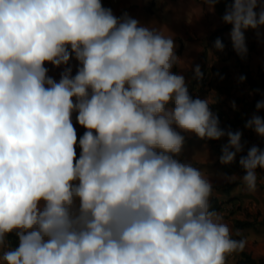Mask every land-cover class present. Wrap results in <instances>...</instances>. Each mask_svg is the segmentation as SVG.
Here are the masks:
<instances>
[{"label": "clouds", "instance_id": "1", "mask_svg": "<svg viewBox=\"0 0 264 264\" xmlns=\"http://www.w3.org/2000/svg\"><path fill=\"white\" fill-rule=\"evenodd\" d=\"M221 2L243 60L264 0H203ZM174 40L102 0H0V264H229L245 251L249 237L211 208V174L181 159L186 138H226L231 165L243 133L190 95ZM255 109L244 127L264 140V100ZM239 166L255 193L264 149Z\"/></svg>", "mask_w": 264, "mask_h": 264}, {"label": "crops", "instance_id": "2", "mask_svg": "<svg viewBox=\"0 0 264 264\" xmlns=\"http://www.w3.org/2000/svg\"><path fill=\"white\" fill-rule=\"evenodd\" d=\"M130 1L136 2L138 5L135 13L137 17L145 18V0H128L127 2ZM116 2L118 1L112 0V4L115 7L117 5ZM151 7L153 13L152 21L154 20L158 22V27L156 29L161 31L166 36H173V38H175L174 42L178 46L176 52L177 55L181 57V60L177 68H174L173 71L176 69L177 72L182 73L188 84V80L191 76H193V71L191 69L196 65H199L202 69L204 68L206 71L209 70L208 74L210 75L211 80L215 77V81L219 80L224 84H230L229 86L234 88V93L236 92L240 94L244 92L247 96L246 99L241 100V107L239 108H245V105L246 109L249 108L248 102L253 100V96L251 94L252 91L248 85L249 81L247 79L243 82H240L239 80L241 76H244L241 68L237 64L239 59L235 56L229 58L226 62L212 63L210 61L211 57L206 55V51L203 47L204 41H206L210 36L212 37V35H214V37L216 34H218L219 37H230L231 27L223 32H219L228 26L221 22L223 14L219 9V3L216 5L214 12L211 11L208 5L203 3V0H151ZM260 31L261 33H264V28ZM245 33L250 36V39L253 42V49L251 52H248L246 62L241 65H244L246 67L245 71L249 72L252 76L260 70L264 72V35H261L258 38L256 32L251 29L247 30ZM227 41L231 40L227 39ZM205 57H207V59L209 58V60L207 61ZM72 64L73 74H75L76 62L73 60ZM46 67L49 68L48 74L59 80L62 69H54L51 65H46ZM214 68L217 70L215 75L212 72L215 70ZM241 90L242 92H240ZM227 92L225 91L224 93L228 94ZM220 96L223 98V95ZM226 96L228 97V95ZM204 98H206V96ZM208 98L211 104L218 101V99L216 101V99H213L212 97ZM228 102L232 107V103L230 101ZM210 109L219 116L222 115L216 105H210ZM235 112H237L236 109ZM247 114V117L250 118L251 113L248 112ZM221 122L222 128L227 124L233 125L234 117L230 116V118H225L224 121L222 120ZM75 126L78 136H81V133L84 132L85 129L80 127L78 124ZM234 130L236 131L239 129L234 128ZM244 130H246V132L250 131L246 128ZM242 131L243 130H241V132ZM242 133H244V131ZM254 135L256 134L254 133ZM224 139L217 141L216 144L213 145L209 141L200 140L195 136L186 138L183 155L181 157V159L190 161L195 167L200 168L206 174H211L213 186H231V188L227 191L213 190L212 197L217 198L221 203L239 197L240 193L246 194L247 196L255 195L256 193H249L243 189L240 182V176L244 175V171L239 166L240 157L236 158L235 162L231 165L220 164L219 156L221 155V146L226 143V140ZM217 149H219V152ZM77 151L79 152V149H77ZM261 172L264 175V171ZM218 173L235 175L236 179L233 183H225L217 179ZM249 204L250 202L246 205V207L249 208L246 216H241L237 213V215L234 213L233 215L232 213L231 215H226L225 211H221L219 213L223 215L225 222L230 226L233 233L238 230L236 228L237 221H249L255 223L253 227L239 231L249 237V244L245 249V252L251 255L254 260L259 261L264 258V215L262 216L261 221H257L258 217L251 219L250 214L254 213V207ZM240 205H242V203H240ZM11 239L14 244V238ZM240 260V254H235L229 257V264H237Z\"/></svg>", "mask_w": 264, "mask_h": 264}, {"label": "rangeland", "instance_id": "3", "mask_svg": "<svg viewBox=\"0 0 264 264\" xmlns=\"http://www.w3.org/2000/svg\"><path fill=\"white\" fill-rule=\"evenodd\" d=\"M118 2L116 7L112 4V0H102V4L104 7L106 8H111L112 11L114 12V14L116 16H121L124 13H127L130 17L139 20L141 23L146 24L148 27L150 28H157L158 27V22L157 21H152L153 19V13H152V7H151V0H145L146 2V6H145V18L144 17H137L136 13V8H138V5L136 2H127L128 0H117ZM125 2H127L126 4H124ZM124 4V5H122ZM220 7L219 9L222 11V14L224 13L225 10V3L221 2L219 3ZM245 37H246V44L248 47V52H251L253 49V42L250 39V36L245 33ZM217 39H220L221 42L224 44V51H217L214 47L215 41ZM227 39L231 40L230 37L224 38V37H219L218 34H216V36L214 37V35H212V37L210 36L206 41H204L203 47L206 51V55L208 57H211V62L212 63H220V62H226L229 58L235 57L238 60V66L240 67L241 64L246 62V58L245 59H241L240 57H238L236 55V53L233 51L232 48V44L231 41H227ZM182 44V42H181ZM205 59H207V57H205ZM209 60V58L207 59V61ZM201 68V67H200ZM215 69V68H214ZM203 75V79L202 80H197L194 78V72H193V76H191V78L188 80V90L190 95L193 96V98L199 96L200 98H204L206 97H212L213 99H218L217 102H213L212 105H216L218 107V109L221 111L222 115H218L215 112H213L215 115L218 116L219 120H220V124L222 125V120L224 121L225 118H230V116L234 117V124L232 125L233 128H237L239 129V131L243 130V136H242V143L245 144V148H244V152L240 153L237 155L236 158L240 157L241 155H246L247 154V150L253 146H259L261 149H264V140H262L260 137L254 135L253 131H248L246 132L245 127V122L247 119H249L247 117V113H251L250 115L252 116L253 113L256 112L255 109V105L258 101L264 100V90L263 89H258V94L255 95L253 94V92H251L252 96H253V100L248 102L249 108L246 109V105L245 108H239L241 107V100L242 99H246L245 93H234L233 92V87L229 86L230 84H224L221 81H215V77L213 78V80L210 79V75L209 70H205L204 68H201ZM212 71V70H211ZM174 72H177V70L175 69ZM213 74L215 75L217 70H213L212 71ZM217 77V76H216ZM252 77L254 79L257 80V83L260 84V79H259V74H253ZM218 79V77H217ZM248 83V82H247ZM248 85L250 86V84L248 83ZM250 89L252 91V87L250 86ZM227 92L228 94H225L224 92ZM242 92V90L240 91ZM220 95H223V98H221ZM228 95V97L226 96ZM227 97V98H226ZM209 99V98H208ZM230 101L231 103L235 102L236 105V111L233 109V107L230 106V103L228 102ZM258 115H260L262 118H264V110H261L259 113H257ZM225 117V118H224ZM222 119V120H221ZM242 131V132H243ZM226 140V139H224ZM227 142V140H226ZM258 184H257V191L255 193V195H246V194H242L240 193L239 197L233 198L232 200H228L226 202L223 203V207L221 211H225L226 215H233V213L235 215L239 214L241 216H246L247 212L249 211V208L246 207L247 203L250 202V206H253L254 208V213L250 214L251 215V219L252 218H257V221H261L264 211V175L262 174L261 170H258ZM240 203H242V205H240ZM220 211V212H221ZM237 213V214H236ZM263 261L261 264H264V258L262 260ZM232 262V261H231Z\"/></svg>", "mask_w": 264, "mask_h": 264}, {"label": "trees", "instance_id": "4", "mask_svg": "<svg viewBox=\"0 0 264 264\" xmlns=\"http://www.w3.org/2000/svg\"><path fill=\"white\" fill-rule=\"evenodd\" d=\"M231 27V25H228L227 27H225L224 29L220 30L219 32H223L227 29H229ZM242 73L244 74V77L249 81L250 86L252 87V92L253 94L257 95L258 93V89H263L264 90V72L263 71H259V79H260V84L257 83V80L254 79L249 72H246V67L244 65L240 66ZM223 128L228 129L231 128L233 131L234 128L232 125L227 124L225 125ZM84 132L81 133V136L83 135ZM226 139V138H225ZM211 144L215 145L217 141H209ZM219 152V149H217ZM231 188V186L229 187H219V186H213V190H223V191H227ZM211 208L213 210H216L218 212H220L223 208V203H221L217 198L211 197ZM255 225L254 222H249V221H237L236 222V228L238 230H242V229H246V228H251ZM14 244H15V239H14ZM241 256V260L237 263V264H261L263 261H256L254 260L251 255L247 254L245 251L243 253H240Z\"/></svg>", "mask_w": 264, "mask_h": 264}]
</instances>
